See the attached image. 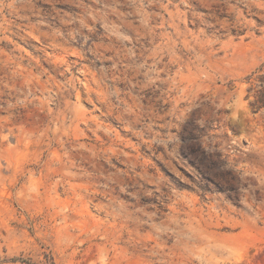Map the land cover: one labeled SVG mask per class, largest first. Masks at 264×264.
I'll return each mask as SVG.
<instances>
[{
	"label": "rangeland",
	"instance_id": "1",
	"mask_svg": "<svg viewBox=\"0 0 264 264\" xmlns=\"http://www.w3.org/2000/svg\"><path fill=\"white\" fill-rule=\"evenodd\" d=\"M0 264H264V0H0Z\"/></svg>",
	"mask_w": 264,
	"mask_h": 264
}]
</instances>
